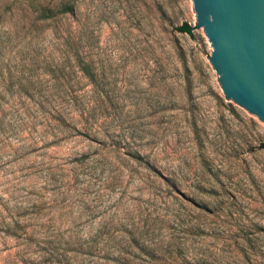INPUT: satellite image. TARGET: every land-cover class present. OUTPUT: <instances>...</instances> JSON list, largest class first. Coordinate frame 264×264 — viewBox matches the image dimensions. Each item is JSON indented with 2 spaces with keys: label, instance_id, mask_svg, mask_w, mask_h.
Listing matches in <instances>:
<instances>
[{
  "label": "rangeland",
  "instance_id": "374dc122",
  "mask_svg": "<svg viewBox=\"0 0 264 264\" xmlns=\"http://www.w3.org/2000/svg\"><path fill=\"white\" fill-rule=\"evenodd\" d=\"M59 1L0 0V264L70 244L107 264H264V123L224 96L192 0H72L74 16L37 18ZM74 48L94 84L59 71ZM69 90L96 104L97 139L56 134L49 108Z\"/></svg>",
  "mask_w": 264,
  "mask_h": 264
},
{
  "label": "water",
  "instance_id": "95a60500",
  "mask_svg": "<svg viewBox=\"0 0 264 264\" xmlns=\"http://www.w3.org/2000/svg\"><path fill=\"white\" fill-rule=\"evenodd\" d=\"M224 96L264 123V0H192Z\"/></svg>",
  "mask_w": 264,
  "mask_h": 264
},
{
  "label": "trees",
  "instance_id": "16d2710c",
  "mask_svg": "<svg viewBox=\"0 0 264 264\" xmlns=\"http://www.w3.org/2000/svg\"><path fill=\"white\" fill-rule=\"evenodd\" d=\"M74 1L72 0H60L55 6H46L38 9L36 12L38 13L37 18L42 21H47L51 19H56L59 17H63L66 15L75 14V6ZM178 33L187 34L192 36L193 27H191L188 23H183L182 25L176 28ZM89 45H91L92 40H88ZM67 52H70V47H67ZM73 50V48L71 49ZM73 57L75 59L74 64L71 62V57L67 53L65 56V63L60 72L67 70L65 73L68 78L74 73L77 69L81 72L82 76L85 77L91 84L96 82L95 76V66L91 60H84L82 59L76 52ZM92 94L94 91L90 90ZM65 95L68 97H72V101H67L66 104L61 105L60 107L52 106L49 108V115L51 121L56 122L57 132L56 134H60L63 132L61 128L67 127L72 131L77 133H84V135L92 140L97 139L99 134L97 127L95 126V119H96V111L97 107L93 101L85 100L84 95L76 94L74 91H65ZM91 98V96H90ZM43 108V107H41ZM52 123V122H51ZM55 124V123H54ZM101 143V142H100ZM132 157L135 160L141 159V154L139 152H135ZM149 169H152L150 164L146 163ZM174 190L175 187L171 184L170 185ZM199 209L203 211H208V205L206 203H198L197 204ZM181 226V224H179ZM184 233H189L190 235L199 236L202 234L198 225H192L186 228V230H182ZM76 245V244H74ZM72 246V247H70ZM187 250L185 248V240L180 242L177 246V251L179 253V258L181 252ZM142 253L150 257L151 260L155 259L156 252L153 249L142 248ZM49 264H107L106 262H102L95 254L93 245L86 244L77 247H73V244L68 245L67 248L60 251L50 252L49 254ZM206 259L204 256L198 254L197 252L192 256V262L195 264H207ZM184 261V258H183Z\"/></svg>",
  "mask_w": 264,
  "mask_h": 264
}]
</instances>
